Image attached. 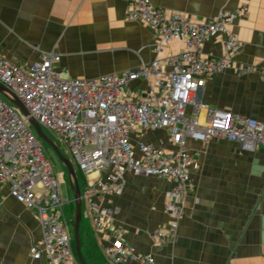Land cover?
I'll return each instance as SVG.
<instances>
[{
    "label": "built area",
    "instance_id": "1",
    "mask_svg": "<svg viewBox=\"0 0 264 264\" xmlns=\"http://www.w3.org/2000/svg\"><path fill=\"white\" fill-rule=\"evenodd\" d=\"M247 11L241 5L197 22L182 12L164 11L150 0H129L126 19L156 33L154 56L135 68L91 78L63 76L54 67L59 55L53 51L40 53L26 67L0 54V84L28 112L25 116L0 94V184H6L17 202L36 213L41 237L30 245L33 259L43 264L76 263L63 209L66 201L59 190L65 172H53L29 117L61 139L60 151L84 176L81 205L85 204L99 230L110 226L114 213L103 198L122 193L126 173L171 182L164 192L169 219L153 230L152 250L138 253L119 229L109 227L113 240L105 249L113 262L154 264V253L173 241L184 198L193 185L191 172L198 165L190 140L226 139L243 151L264 149V122L194 100L207 78L230 65V56L241 43L229 25ZM218 33L223 35L221 56H203V42ZM171 42L180 49L160 55ZM259 73L264 81V68ZM201 110L203 122L198 119ZM158 129L168 130L169 147L141 139L132 142L135 132Z\"/></svg>",
    "mask_w": 264,
    "mask_h": 264
},
{
    "label": "crops",
    "instance_id": "2",
    "mask_svg": "<svg viewBox=\"0 0 264 264\" xmlns=\"http://www.w3.org/2000/svg\"><path fill=\"white\" fill-rule=\"evenodd\" d=\"M164 11H179L205 22L220 10L245 5V16L229 30L240 41L230 65L207 78L195 101L264 122V0H150ZM129 0H0V54L20 67L42 52H56L54 67L63 76L91 78L137 67L154 56L156 33L145 24L126 19ZM221 33L207 38L203 56L222 54ZM180 49L169 43L160 55ZM190 113V107L187 108ZM205 113L198 114L200 122ZM138 139L169 147L168 130L135 132ZM197 167L192 188L172 242L154 253V264H264V149L243 151L226 139L190 140ZM171 182L163 177L125 175L119 195L103 198L114 208L110 220L138 253L152 250V232L169 219L164 192ZM74 214V213H73ZM84 218V219H83ZM109 227L96 228L87 211L79 223L80 250L88 264L113 262L106 246L113 240ZM41 237L34 210L17 202L0 184V264H43L30 255V245ZM73 242V239H72ZM74 246V244H73ZM75 255L76 263L80 264Z\"/></svg>",
    "mask_w": 264,
    "mask_h": 264
},
{
    "label": "water",
    "instance_id": "3",
    "mask_svg": "<svg viewBox=\"0 0 264 264\" xmlns=\"http://www.w3.org/2000/svg\"><path fill=\"white\" fill-rule=\"evenodd\" d=\"M0 94L6 97L15 106H17L25 116H28V112L26 108L23 106V104L21 103V101L16 96H14L11 92H9L7 88H5V86H3L2 84H0ZM28 120L31 123L32 127L34 128L38 137L52 148L55 155L59 159L60 163L65 168V173H66L69 187L71 190L72 201L74 203V215L72 219V238H73L74 250H75L76 257L78 258L80 264H88L84 260L81 254V250H80L79 223H80L81 213H82L81 200H80V188H79V182H78L76 173L73 169L72 163L67 157H65L62 154L57 144L44 133L43 129L37 123L36 120H34L31 117H29Z\"/></svg>",
    "mask_w": 264,
    "mask_h": 264
},
{
    "label": "rangeland",
    "instance_id": "4",
    "mask_svg": "<svg viewBox=\"0 0 264 264\" xmlns=\"http://www.w3.org/2000/svg\"><path fill=\"white\" fill-rule=\"evenodd\" d=\"M42 129H43L44 133L57 144L58 147H60V148L63 147L61 139L56 134H54L53 132H51L50 130H48L46 128L42 127ZM39 142L42 146L43 154L48 159L53 172L55 174H59V172H61V171L65 172L64 166L60 163L59 159L55 155L52 148L47 143L42 141L40 138H39ZM71 163H72L73 169L76 173V176H77V179L79 182V188L82 190L83 189V183H84V176L78 170L76 164L74 162H71ZM59 190H60L61 199L66 201L63 204V209H64V212L66 213L67 218L69 220L70 235L72 237V219H73V215H74L73 214L74 213V203H73V201H71L72 195H71V190L69 187V183L67 180L66 173H65V180L63 182H61L59 185ZM81 211H82V213L84 211H86V206L84 203H82V205H81ZM73 252L75 253L74 246H73Z\"/></svg>",
    "mask_w": 264,
    "mask_h": 264
}]
</instances>
